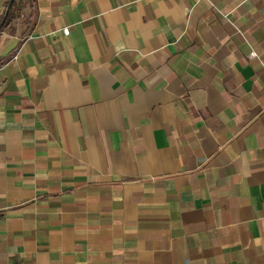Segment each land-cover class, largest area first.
Returning <instances> with one entry per match:
<instances>
[{
  "label": "crops",
  "instance_id": "obj_1",
  "mask_svg": "<svg viewBox=\"0 0 264 264\" xmlns=\"http://www.w3.org/2000/svg\"><path fill=\"white\" fill-rule=\"evenodd\" d=\"M16 5L0 264H264V0Z\"/></svg>",
  "mask_w": 264,
  "mask_h": 264
},
{
  "label": "trees",
  "instance_id": "obj_2",
  "mask_svg": "<svg viewBox=\"0 0 264 264\" xmlns=\"http://www.w3.org/2000/svg\"><path fill=\"white\" fill-rule=\"evenodd\" d=\"M17 1L18 0L14 1V4H13V6H12L7 18H6V21H5V23L3 24L2 28H1V31H3L5 28L9 27L12 24V22L14 21V19L16 17L15 12H16V7H17V5H16ZM8 3H9V0L7 1V5H8ZM4 17H5V14L2 17V20H3ZM2 20H1V22H2ZM1 22H0V24H1Z\"/></svg>",
  "mask_w": 264,
  "mask_h": 264
},
{
  "label": "water",
  "instance_id": "obj_3",
  "mask_svg": "<svg viewBox=\"0 0 264 264\" xmlns=\"http://www.w3.org/2000/svg\"><path fill=\"white\" fill-rule=\"evenodd\" d=\"M14 1H15V0H9V3H8V5H7V8H6V12H5V17L3 18V20H2V22H1V24H0V33H1V28H2L3 24L5 23L6 18H7V16H8V14H9V12H10V10H11L13 4H14Z\"/></svg>",
  "mask_w": 264,
  "mask_h": 264
},
{
  "label": "built area",
  "instance_id": "obj_4",
  "mask_svg": "<svg viewBox=\"0 0 264 264\" xmlns=\"http://www.w3.org/2000/svg\"><path fill=\"white\" fill-rule=\"evenodd\" d=\"M63 33H64L65 35H68V34L70 33V29H69L68 27L64 28V29H63ZM17 56H18V55H15L14 59H16Z\"/></svg>",
  "mask_w": 264,
  "mask_h": 264
}]
</instances>
